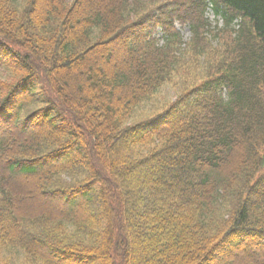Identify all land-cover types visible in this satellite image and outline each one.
Masks as SVG:
<instances>
[{
	"label": "trees",
	"instance_id": "16d2710c",
	"mask_svg": "<svg viewBox=\"0 0 264 264\" xmlns=\"http://www.w3.org/2000/svg\"><path fill=\"white\" fill-rule=\"evenodd\" d=\"M259 188L264 0H0V255L264 264Z\"/></svg>",
	"mask_w": 264,
	"mask_h": 264
},
{
	"label": "rangeland",
	"instance_id": "374dc122",
	"mask_svg": "<svg viewBox=\"0 0 264 264\" xmlns=\"http://www.w3.org/2000/svg\"><path fill=\"white\" fill-rule=\"evenodd\" d=\"M207 16L212 23H215V19L212 17V14L210 11L207 12ZM177 28L180 30L183 40H187L190 36V31H189L188 26L185 25V26L181 27L177 24ZM161 35L162 34H161L160 30H158L157 36L159 37ZM179 86L180 85L177 86L174 83H166L163 87L160 88V90H158V92L151 99H149L143 103V110L146 111L147 108H152L153 106H157V105L161 104L164 100L170 101L171 99H173L178 94L179 91H182L186 87L190 86V84L183 85L182 87H179ZM19 180H20V182H23V183L26 182L25 177H23L21 179L19 178ZM26 188H27L28 193L30 194V196L27 198L32 199L34 197L33 192H32L33 191L32 187L27 186ZM259 190L264 192V189H262V188H259ZM90 194H92V193H90ZM25 198L26 197H24L23 195H20L17 193L16 194L17 204L25 201ZM46 198L49 199L48 197H46ZM37 200L41 201V200H43V197L39 196V198L36 199V201ZM51 200L57 201L54 198H51ZM91 200H92V197H91ZM91 200H90V202H93ZM229 243L231 244V242H229ZM233 248H236V247L233 246ZM221 250H222V252L218 254L219 256L218 255L216 256L217 257L216 260L215 259L213 260V264H226V263L231 264V261L228 260L229 258H231V257H229V253H228V252H231L230 249L228 250L227 246L225 245L224 248L222 247ZM232 252H234V250H232ZM254 254H255V252H254ZM6 259L10 260L9 264H22L24 262L23 254L21 253V251H18L16 249L4 250L2 252V254L0 255V263L4 264L5 262H7Z\"/></svg>",
	"mask_w": 264,
	"mask_h": 264
}]
</instances>
